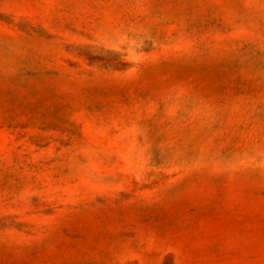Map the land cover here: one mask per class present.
Returning a JSON list of instances; mask_svg holds the SVG:
<instances>
[{
    "label": "rangeland",
    "instance_id": "obj_1",
    "mask_svg": "<svg viewBox=\"0 0 264 264\" xmlns=\"http://www.w3.org/2000/svg\"><path fill=\"white\" fill-rule=\"evenodd\" d=\"M0 264H264V0H0Z\"/></svg>",
    "mask_w": 264,
    "mask_h": 264
}]
</instances>
